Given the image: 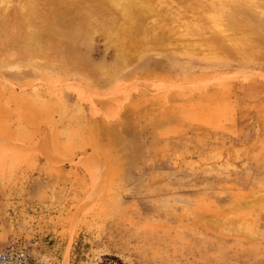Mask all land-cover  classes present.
<instances>
[{"label":"rangeland","instance_id":"1","mask_svg":"<svg viewBox=\"0 0 264 264\" xmlns=\"http://www.w3.org/2000/svg\"><path fill=\"white\" fill-rule=\"evenodd\" d=\"M30 1L0 0V247L264 264V0H152L128 21L105 0L113 33L91 16L37 51L44 23L93 2Z\"/></svg>","mask_w":264,"mask_h":264},{"label":"bare ground","instance_id":"2","mask_svg":"<svg viewBox=\"0 0 264 264\" xmlns=\"http://www.w3.org/2000/svg\"><path fill=\"white\" fill-rule=\"evenodd\" d=\"M27 1V3H31V1L30 0H26ZM50 1V0H49ZM87 2H93L91 5H89L88 7H87V5L89 4V3H87V5L84 7V9H79L78 8V10L75 8V6L73 7V9H76L75 11H76V14L74 15V17H72L71 19H68V16H69V13L67 12V10H64V8H62V11L59 13V15H57L56 17H55V20H54V23L53 24H49V23H44L43 24V26H46L45 27V31H43V33H40V34H37V33H33V41H31L32 43H33V45H34V47H32V48H34V50L35 51H37L38 50V47H39V42H38V40L42 37V36H46V37H50L51 35H53V34H56V33H59V34H62V35H69V36H73V35H75V36H77L78 34H80V33H82L83 34V36H84V34H85V36L87 35V31L89 30V26H91V28H92V30H93V27H94V25L91 23V21L89 22V19H91L92 17L91 16H95L96 18L98 17H100L99 19H100V21H102L103 19L101 18L102 17V12H103V10H104V8L106 7V5L105 4H107V2L112 6V8L113 7H116V8H120L118 11H120V17H124V19L126 18L127 19V21H128V19H130V16H131V12H132V8H139V10H145V11H147L149 14L151 13V12H154L153 10H154V2L152 1V0H142V2H141V0L139 1V2H141V3H137V5L135 4L136 2H135V0H107V2L104 4V2H105V0H86ZM218 1V0H217ZM216 1V2H217ZM231 1H233V0H231ZM230 1V2H231ZM246 1H252V0H244V2L246 3ZM138 2V1H137ZM236 2V1H235ZM61 2H59V4H60ZM81 3V1H79V3L78 4H80ZM82 3H84V2H82ZM82 3H81V7H83L82 6ZM67 4V3H66ZM69 4V3H68ZM139 4H140V6H139ZM101 5V6H100ZM108 5V4H107ZM134 5H136V6H134ZM217 5H218V3H217ZM219 5H220V3H219ZM29 6V5H28ZM58 6V5H57ZM56 6V7H57ZM134 6V7H133ZM222 6V5H221ZM225 6H227V5H225ZM30 7V6H29ZM28 7V8H29ZM59 7V6H58ZM57 7V8H58ZM65 7V6H64ZM68 7V6H67ZM132 7V8H131ZM223 7V6H222ZM222 7H220L219 6V8H217V9H219L220 11H221V13H224V14H226V19H227V21L228 22H230L231 20H233L234 19V12H232V11H224L223 9H224V7H223V9H222ZM107 8H108V6H107ZM107 8L105 9V11L107 10ZM111 8V7H110ZM137 8V9H138ZM244 8V7H243ZM58 9H60V7L58 8ZM68 9V8H67ZM103 9V10H102ZM69 10V9H68ZM109 10V9H108ZM135 10V9H134ZM139 10H137V11H139ZM226 10V9H225ZM242 10H244V9H242ZM72 11V10H71ZM104 11V12H105ZM144 11V12H145ZM191 11V10H190ZM74 12V11H73ZM107 12V11H106ZM134 12H136V11H134ZM146 12V13H147ZM241 12V11H240ZM71 13V12H70ZM110 13H112V12H110ZM137 13H139V12H137ZM78 14V18L76 17V15ZM102 14V15H101ZM107 14H109V11L106 13V14H104V15H107ZM133 14V13H132ZM142 14H143V12H142ZM152 14V13H151ZM117 15V16H118ZM244 15V14H243ZM147 16V15H146ZM211 17V16H210ZM104 18V17H103ZM111 18V17H110ZM215 18L216 19H218V18H221L220 17V14H217V16H215ZM247 18V17H246ZM245 18V19H246ZM78 19V22L76 21ZM92 19H94V18H92ZM108 19L109 18H107V19H105V21L107 20L108 21ZM212 19H214V17L212 18ZM111 20V19H110ZM219 20V19H218ZM95 21V20H94ZM113 21H114V19H113ZM117 21V20H116ZM126 21V22H127ZM111 22H112V20H111ZM121 22V21H120ZM131 22V21H130ZM216 22V21H215ZM112 23H114V22H112ZM100 24H102V25H100L101 26V28H104V29H106V28H108V24H106V22H103L102 21V23H100ZM103 24H105V26L103 25ZM115 24V23H114ZM131 24V23H130ZM226 24V23H225ZM235 24V23H234ZM123 25L124 24H122V27H123ZM246 25V24H245ZM80 26H85L86 28L84 29V27H83V30L82 29H80ZM96 26V25H95ZM116 26V25H115ZM230 26V25H229ZM117 27H119L118 25H117ZM231 27V26H230ZM263 27V26H262ZM100 28V27H99ZM100 28V29H101ZM188 28V27H187ZM238 28V27H237ZM245 28H247V27H245ZM109 29V28H108ZM108 29H107V32H108ZM239 29V28H238ZM241 29V28H240ZM239 29V30H240ZM80 30H82V32L80 31ZM91 30V29H90ZM115 30V29H114ZM226 30H228V29H226ZM262 30H264V29H262ZM109 31H111L112 33H113V30H112V28H110L109 29ZM172 31V30H171ZM104 32H106V31H104ZM123 32V31H122ZM124 32H127L128 33V31H124ZM220 32V31H219ZM245 32V31H244ZM140 33V32H139ZM226 33V32H225ZM105 35H107L106 33H104ZM115 34H116V31H115ZM119 33H117V35H118ZM65 35H64V37H65ZM116 35V36H117ZM122 34H120V36H121ZM155 35V34H154ZM157 35V34H156ZM162 35V34H161ZM110 36V35H109ZM63 37V36H62ZM137 37V36H136ZM155 37H157V38H155ZM159 37V35L158 36H152V34H150L149 36H148V38H147V41L150 43V44H152V45H154L155 44V42L157 43V39H159L158 38ZM70 38V37H69ZM114 38V37H113ZM132 38V37H131ZM161 38V37H160ZM245 38V37H244ZM133 39V38H132ZM138 40H139V38H137ZM136 39V40H137ZM246 39H248V38H246ZM111 40V39H110ZM162 40V39H161ZM243 40V39H242ZM241 40V41H242ZM245 40V39H244ZM69 41V40H68ZM71 41V40H70ZM117 41V40H116ZM121 41H122V39H121ZM125 41V40H124ZM250 41V40H249ZM248 41V42H249ZM133 42V41H132ZM252 42V41H251ZM162 43V42H161ZM239 43H241V42H239ZM246 43V42H245ZM129 44V43H128ZM67 45V44H66ZM65 45V46H66ZM127 45V44H126ZM132 45V44H131ZM157 45V44H156ZM243 45V44H242ZM247 46V45H246ZM128 47V46H127ZM138 47V46H137ZM135 48V47H134ZM249 48V47H248ZM39 50H41V49H39ZM129 50V49H128ZM243 51V50H242ZM251 52V51H250ZM237 57V56H236Z\"/></svg>","mask_w":264,"mask_h":264},{"label":"built area","instance_id":"3","mask_svg":"<svg viewBox=\"0 0 264 264\" xmlns=\"http://www.w3.org/2000/svg\"><path fill=\"white\" fill-rule=\"evenodd\" d=\"M0 264H31L26 248L17 243L0 247Z\"/></svg>","mask_w":264,"mask_h":264},{"label":"trees","instance_id":"4","mask_svg":"<svg viewBox=\"0 0 264 264\" xmlns=\"http://www.w3.org/2000/svg\"><path fill=\"white\" fill-rule=\"evenodd\" d=\"M107 258H108L109 260H111V261H114V262L116 261V259H115L114 257H113V258H112V257H111V258H110V257H107Z\"/></svg>","mask_w":264,"mask_h":264}]
</instances>
